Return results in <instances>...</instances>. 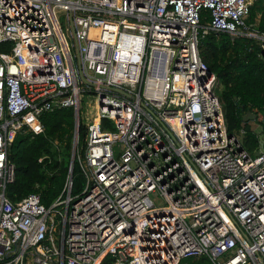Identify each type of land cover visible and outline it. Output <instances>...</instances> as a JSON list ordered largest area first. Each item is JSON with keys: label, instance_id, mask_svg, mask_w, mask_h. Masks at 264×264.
Masks as SVG:
<instances>
[{"label": "built area", "instance_id": "2783aa9c", "mask_svg": "<svg viewBox=\"0 0 264 264\" xmlns=\"http://www.w3.org/2000/svg\"><path fill=\"white\" fill-rule=\"evenodd\" d=\"M256 1L0 0V264H264V131L253 151L229 133L199 48L250 37L264 60ZM86 94L81 192L11 200L17 133L64 107L80 124Z\"/></svg>", "mask_w": 264, "mask_h": 264}, {"label": "trees", "instance_id": "16d2710c", "mask_svg": "<svg viewBox=\"0 0 264 264\" xmlns=\"http://www.w3.org/2000/svg\"><path fill=\"white\" fill-rule=\"evenodd\" d=\"M249 22L257 23L264 32V0L254 3ZM199 48L201 57L223 86L220 97L229 133L238 135L243 146L253 151L259 146L260 134L250 122L259 124L264 131V60L260 56V44L250 37L233 39L228 33H211L201 39ZM41 121L43 132L36 134L24 127L9 147L15 180L8 185L7 195L17 202L31 193H39L42 203L51 206L65 194L70 177L73 194L84 187L82 168L74 155L84 153L86 125L81 120L79 142L75 146L77 126L73 107L47 111L41 115ZM112 260L108 256L103 264ZM189 261L206 264L205 258Z\"/></svg>", "mask_w": 264, "mask_h": 264}, {"label": "rangeland", "instance_id": "374dc122", "mask_svg": "<svg viewBox=\"0 0 264 264\" xmlns=\"http://www.w3.org/2000/svg\"><path fill=\"white\" fill-rule=\"evenodd\" d=\"M59 18H60L61 22L63 23L64 27L66 28V22L65 21H66V18H67V13L65 11H60L59 12ZM68 38H69L70 43H73V39L71 38L69 33H68ZM73 50L75 51V48H73ZM76 65L79 66L78 61H76ZM222 87L223 86L221 85V83L218 80L216 82V85H215V91H216L217 94H219V96H220V92L222 90ZM93 100H94V96L92 94H86V95H84V97H82L81 112H82V121H83V123L86 122V121H89V119H91V117H89V119H88L89 113H91V115H92L95 112L94 105L92 107ZM250 124L254 126V128H255V130L257 132H261L262 131V128H261V126L259 124L254 125L253 121H251ZM111 128L113 129V127H111ZM76 188H78V187H76ZM152 198H153L154 202L157 205H162L163 204V199L157 193L152 194ZM191 259H193V258H189V259L184 260L183 264L191 263L189 261Z\"/></svg>", "mask_w": 264, "mask_h": 264}, {"label": "water", "instance_id": "95a60500", "mask_svg": "<svg viewBox=\"0 0 264 264\" xmlns=\"http://www.w3.org/2000/svg\"><path fill=\"white\" fill-rule=\"evenodd\" d=\"M76 126H77V133L80 132V124H79V119H78V116H76ZM74 158V157H73ZM72 172H73V168L71 169Z\"/></svg>", "mask_w": 264, "mask_h": 264}]
</instances>
